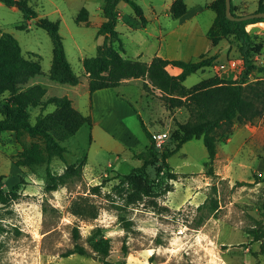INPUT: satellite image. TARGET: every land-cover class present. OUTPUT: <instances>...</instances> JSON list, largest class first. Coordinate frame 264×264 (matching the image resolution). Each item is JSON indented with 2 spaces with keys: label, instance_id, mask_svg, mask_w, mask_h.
<instances>
[{
  "label": "rangeland",
  "instance_id": "374dc122",
  "mask_svg": "<svg viewBox=\"0 0 264 264\" xmlns=\"http://www.w3.org/2000/svg\"><path fill=\"white\" fill-rule=\"evenodd\" d=\"M133 1L143 8L147 23L142 24L128 3H119L117 30L121 41L116 46L122 48L123 56L150 61L160 52L167 58L193 61L211 48L213 52L203 54L216 56L213 65L190 74L185 88L189 90L212 76L240 80L245 66L238 39L233 34L224 37L213 33L211 38L208 34L216 16L211 5L216 0H184L189 10L182 19L170 12L174 0ZM232 1L235 13L240 15L254 12L264 4V0ZM28 4L38 16L27 20V27H23L24 15L19 6L0 1V36L3 32L13 34L23 55L41 63L43 74L34 79L48 86L46 97L67 94L73 98L75 108L92 117V124H84L63 143L68 148L65 154L68 163L78 164L86 159L84 175L76 179L68 174L62 166L66 163L57 157L53 162L57 184L54 191H46L43 167L30 169L15 164L22 143L31 139L29 135L3 133L0 190L6 200H0V264H102L86 240L95 226H102L105 235L111 238L108 259L114 262L264 264L262 243L253 241L248 233L258 221L264 225V180L255 177V174L264 176V128H233L228 137L219 141L214 161L216 175L206 173L208 153L201 138L187 141L178 152L163 158L162 152L173 146V135L177 134L176 122L170 116L185 121L188 112L184 108L171 111L161 90L150 83L146 86L148 80L143 78H131L115 88L101 89L95 96L89 91L83 60L95 55L97 46L104 41V36L97 35L105 20L103 0H28ZM39 17H48L59 24L67 58L80 75L81 83L62 84L48 78L53 42L38 25ZM246 29L255 45L253 61L264 66V21L250 23ZM168 69L173 70L171 66ZM247 78L264 79V69H252ZM53 109L50 105L46 112ZM40 110V107L31 110L33 123ZM142 122L154 131L152 134L167 130L169 137L161 147L153 144L159 152L157 161L133 172L134 167L142 165L136 153L151 145ZM259 122L264 127V113L253 124ZM236 124L244 123L236 121ZM121 143L126 148L133 147L134 154L129 149L118 152ZM130 172L147 185L150 195L126 204L132 185L122 174ZM239 181L250 183L238 185ZM101 183V192L91 194V186ZM214 184L216 192L212 189ZM87 194L99 209L95 219L75 214L71 209L79 195ZM211 197L218 198L219 207L198 226L204 212L198 206ZM125 220L131 222L128 229L123 226ZM74 227L79 228L78 242L87 248L88 254L64 256L76 243ZM124 243L129 250L126 256Z\"/></svg>",
  "mask_w": 264,
  "mask_h": 264
},
{
  "label": "trees",
  "instance_id": "16d2710c",
  "mask_svg": "<svg viewBox=\"0 0 264 264\" xmlns=\"http://www.w3.org/2000/svg\"><path fill=\"white\" fill-rule=\"evenodd\" d=\"M0 1L8 6H19L24 15L23 27H27V20L38 16V13L28 4V0ZM121 1L128 3L134 9L143 25L147 23L143 8L133 0H103L102 9L105 20L100 25L97 35L104 36V41L97 46L95 55L83 60L85 72L88 74L90 93L92 94L98 89L115 88L126 79H147L148 82H145V85L148 86L150 83L153 87L160 89L162 98L171 111L184 108L188 112L185 121H180L176 117L172 118L176 122L177 134L173 135V146L167 147L162 152L163 158L178 152L187 141L201 138L208 153L206 173L209 176L216 175L214 161L217 156L218 142L232 133L236 121L253 123L264 113V79L249 81L247 78L252 69H264V66H257L253 61L255 45L251 33L246 29L250 23L264 21V17L232 20L226 15L225 0H216L211 5L216 16L208 31L209 37L211 38L213 33H216V36L224 37L230 34L235 35L240 42L239 51L245 71L238 81L212 76L199 81L187 90L184 86L187 77L204 67L212 66L216 56L202 54L193 61L165 58L159 55H155L150 61L123 56L122 48L116 46V42L121 41L117 30ZM84 11L87 13L86 9ZM187 11L188 7L184 0H174L170 7V12L175 18L182 17ZM256 11H264V4H260ZM231 14L240 15L235 13L232 0ZM38 25L48 32L53 42V59L47 74L48 78L62 84L77 85L81 83L80 75L75 72L67 58L59 24L48 17H39ZM213 44H216V40L213 41ZM169 66L180 68V72L178 74L171 73L168 69ZM42 74L41 63L26 58L18 39L9 32H3L0 36V139L7 131H15L19 135H29L31 139L22 143V150L15 156V164L30 169L43 167L46 191H54L57 189L51 171V162L54 156L66 163V170L69 174L75 175L83 171L86 159L78 164L68 163L65 157L68 148L63 143L74 136L84 124L91 125L92 117L75 108L73 100L67 94L46 97L48 86L34 79ZM50 105H53L54 109L46 112ZM37 107H40L41 110L33 123L31 110ZM142 126L151 145L148 149L136 153V157L142 161V165L134 167L133 172L153 164L158 160L159 155L153 145L152 132L144 122H142ZM122 175L132 185V190L127 193L125 199L126 204L142 201L145 196L150 195L147 185L142 184L134 173ZM81 177L82 175H75L76 179ZM255 177L264 180V176L255 174ZM248 183L250 182H237L238 185ZM102 185L101 183L91 186L90 193L99 194ZM212 189L213 192H216L217 185L214 184ZM89 195H79L77 200L73 201L71 209L75 214L95 219L98 217L99 209L95 203L91 202ZM0 200L2 202L6 200L2 190H0ZM218 207L219 200L216 197H211L209 201L199 205L198 209L204 212L201 213L197 225H201L206 218L216 213ZM257 224V226L249 228L248 233L253 241L262 243L264 252V225L261 221H258ZM130 225L129 220L124 221V228L128 229ZM73 237L76 243L63 255L88 254L87 248L78 242L81 238L78 227H74ZM86 240L103 261L102 264H125V260L114 262L108 259L112 240L105 235L102 226L93 227ZM122 249L126 256L129 252L126 243L123 244ZM150 261H153L152 256Z\"/></svg>",
  "mask_w": 264,
  "mask_h": 264
},
{
  "label": "crops",
  "instance_id": "0c3cea01",
  "mask_svg": "<svg viewBox=\"0 0 264 264\" xmlns=\"http://www.w3.org/2000/svg\"><path fill=\"white\" fill-rule=\"evenodd\" d=\"M167 10V9H166ZM189 10V9H188ZM188 14V11H187V13L185 14V15H183L182 17H185L186 15ZM163 15L164 16H167V15H171V14H169V13H163ZM158 17V16H157ZM182 17H180L179 19H182ZM212 26V25H211ZM208 37V36H207ZM156 39H158V37H156ZM209 40V39H208ZM211 47V46H210ZM215 51V50H214ZM208 52H213V51H211V48H209L206 52H202V53H200L199 55H198V57L201 55V54H203V53H208ZM156 55H159V56H162V57H165L162 53H160V52H157L156 53ZM155 56V55H154ZM153 56V57H154ZM152 57V58H153ZM151 58V59H152ZM165 58H167V57H165ZM150 59V60H151ZM173 68V70L171 71V70H169L171 73H173V74H178L179 72H180V68H177V67H172ZM86 79H88V77L86 76ZM130 79H126V80H124L122 83H126L127 81H129ZM88 82V81H87ZM121 83V84H122ZM103 89H105V88H103ZM101 89H98V90H96V91H94L93 92V96H95V95H97V93L100 91ZM114 97H117L116 95L114 96ZM71 98V97H70ZM72 100H73V98H71ZM117 99H119L120 100V98H117ZM73 103H74V101H73ZM172 118H173V115L172 116H170V119L172 120ZM234 128H264L263 126H262V124L259 122V124H253V123H251V122H249V123H244V124H242V125H235L234 126ZM164 129H166V128H164ZM156 131H159V130H156ZM151 132H154V131H151ZM122 137H126L125 135L124 136H122ZM124 142L126 141V138L125 139H122ZM128 140H130V138H128ZM148 141H150L149 139H148ZM130 143V142H129ZM150 143V142H149ZM149 143H147L146 144V146L147 145H149ZM131 148H133V147H131L130 145H128V148H126L122 143L119 145V149H118V152L120 151V150H126V149H129L130 150V152H131ZM131 154L133 155L134 153L133 152H131ZM57 158V156H54L53 157V159H52V162H51V171H52V174H53V176L55 175V173H54V166H53V162H54V160ZM62 166H63V168H64V170L65 171H67L66 170V164L64 165V164H62ZM84 173H85V169L83 168V171L82 172H79L78 174H75V175H84ZM69 174V173H68ZM71 175V174H70ZM74 175V176H75Z\"/></svg>",
  "mask_w": 264,
  "mask_h": 264
},
{
  "label": "water",
  "instance_id": "95a60500",
  "mask_svg": "<svg viewBox=\"0 0 264 264\" xmlns=\"http://www.w3.org/2000/svg\"><path fill=\"white\" fill-rule=\"evenodd\" d=\"M225 2H226V15L228 18L232 20H246L255 17H264V11H255L243 15H233L231 14V0H225Z\"/></svg>",
  "mask_w": 264,
  "mask_h": 264
},
{
  "label": "built area",
  "instance_id": "2783aa9c",
  "mask_svg": "<svg viewBox=\"0 0 264 264\" xmlns=\"http://www.w3.org/2000/svg\"><path fill=\"white\" fill-rule=\"evenodd\" d=\"M169 137V132L166 131H157L153 134V143L157 147H161V145L167 140Z\"/></svg>",
  "mask_w": 264,
  "mask_h": 264
}]
</instances>
